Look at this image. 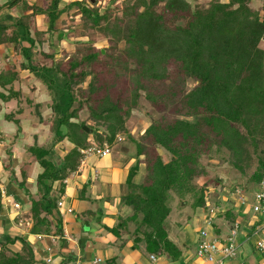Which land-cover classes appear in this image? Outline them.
<instances>
[{
    "label": "trees",
    "instance_id": "16d2710c",
    "mask_svg": "<svg viewBox=\"0 0 264 264\" xmlns=\"http://www.w3.org/2000/svg\"><path fill=\"white\" fill-rule=\"evenodd\" d=\"M62 1L6 0L2 4L17 15L9 24L0 22V44L9 42L20 52L21 67L30 70L49 92L54 115L55 139L50 146L27 147L42 168L36 177L38 196H29L28 216L34 224L49 228L46 216L58 206L64 179L78 169L83 158L80 149L89 146V135L112 145L118 134H127L136 162L128 170L121 203L131 212L118 221L117 231L131 236L133 248L144 243L149 254L178 261L184 248L169 236L171 202L173 195L180 197L178 216L187 204L183 199L187 194L194 196L190 209L206 207L207 185L198 183L206 175L203 156L226 150L238 170L256 164L251 173L255 186L262 179L264 13L250 5L252 0H120V9L111 0L102 11L92 8L97 0H87L89 6L84 0L61 5ZM37 16L45 20L43 29L33 26ZM76 16L79 37L73 40L77 45L72 53L63 52L61 58H56V50L37 53L36 45L43 41L52 48L55 42L72 41L69 32L76 27H71ZM93 35L102 36L107 45L94 46ZM41 59L48 62L39 63ZM17 76L15 69L0 72V88L13 94L0 91V98L21 99L20 92L13 91ZM188 80L193 85L185 90ZM141 97L160 115L145 112L148 123L137 138L129 135L126 124ZM84 109L96 126L86 125L90 133L83 129L84 121H78ZM22 111L19 107L15 113ZM15 113L6 118L20 129ZM102 126L105 132L100 136L97 127ZM65 138L73 146L57 155L56 161L53 147ZM159 148L169 155L167 161ZM140 163L145 172L136 183L133 177ZM21 174L17 186L30 194L26 172ZM55 182L58 196L53 193ZM231 211L226 209L222 218L233 219ZM107 230L116 235L114 227ZM12 240L5 236L0 241V264H27L21 254L7 253L6 244Z\"/></svg>",
    "mask_w": 264,
    "mask_h": 264
},
{
    "label": "crops",
    "instance_id": "0c3cea01",
    "mask_svg": "<svg viewBox=\"0 0 264 264\" xmlns=\"http://www.w3.org/2000/svg\"><path fill=\"white\" fill-rule=\"evenodd\" d=\"M5 1L0 0V22L9 24L17 14L15 10L2 7ZM11 51V48L0 51V57L2 54L12 55ZM19 56L21 57L20 54ZM17 77L22 83V75L18 73ZM36 98L34 102L44 105L49 96L46 92H37ZM20 105H17L15 98L8 101L0 98V241H5V236L13 239L6 244L7 253L21 254L22 262L27 264H150L144 243L133 248V240L126 231H120L118 236L107 230V227L111 228L117 223L119 217L131 212L129 206L121 204L119 196L121 186L127 178L129 168L135 164L136 157L129 156L133 160L124 159L129 154L124 152L129 146L124 147L121 143L113 147L123 155L119 153L117 157L110 150L108 155L101 158L93 155L86 157L78 169L64 179V191L58 198L63 205L57 206L46 216L49 228L42 223L34 224L33 219L28 216L31 208L29 197L17 183L23 179L21 172L25 171V184L30 193L28 195L33 198L38 196L36 177L42 168L27 151V147L41 142L40 133L45 130L46 124L44 121L40 122L41 117L35 116L37 122L29 121L30 126L26 129L27 124L23 122L26 119L22 112L15 113ZM10 113H15L13 117L19 120L20 129L6 118ZM143 174L144 164L140 163L133 181H140ZM57 187L58 182H55L53 193L58 196ZM14 203H18L19 207H15ZM235 206L231 211L235 218L233 226L228 225L225 233H221L219 227L220 231L218 229L217 233L206 225L209 238L225 239L236 229L235 242L238 244V251L233 258H229V264H264V253L255 250L248 243V235L253 228L251 221L239 222L236 215L241 216L244 213H241L237 203ZM68 208L72 211L69 212ZM201 224L206 222L201 221ZM213 224L216 223L213 221ZM188 226L190 230L195 228ZM203 227L196 232L198 239ZM188 233L191 232L186 233L187 245L183 244L184 240L181 245L182 249L188 248L187 253L183 250L181 259L174 262L161 258L162 264H209L205 259L196 262L190 260L193 253L189 251V245L193 237ZM229 259H225L224 263L227 264Z\"/></svg>",
    "mask_w": 264,
    "mask_h": 264
},
{
    "label": "rangeland",
    "instance_id": "374dc122",
    "mask_svg": "<svg viewBox=\"0 0 264 264\" xmlns=\"http://www.w3.org/2000/svg\"><path fill=\"white\" fill-rule=\"evenodd\" d=\"M67 0H63L61 2V5H63ZM85 4L87 6L90 5V3H88L87 0H84ZM110 3H112L111 0H97L96 4L94 5V7H92L95 11L99 10L102 11L103 7L106 5H109ZM118 9H120L121 7V2L120 0H116L115 4H114ZM253 8H259L260 9V15H262L264 13V2L261 0H252L251 4H250ZM74 22L71 24L72 26H76L80 20L79 17L76 16L73 18ZM35 28L38 29H43L45 27V20L42 19V16H37L35 18V22L33 25ZM73 32H69V39L72 40L70 42H68V40H62L61 42H59L58 44L55 42L54 47L52 48L51 46H49L47 41H43L42 44L36 45L35 50L37 51V53L41 50V51H53L56 50L57 54H56V58H61V54L63 52L67 53H72L75 48L77 43H75L73 40L75 39V37H79L78 35V29L77 26L74 28L72 27ZM82 41H86L87 37H81L79 38ZM90 39H92V42H94V46L96 47H104L107 45L106 41L102 39V36L99 35H93L92 37H90ZM80 44V43H79ZM56 45V46H55ZM260 45L262 47H264V37L260 42ZM0 51L3 52L4 50H7V48H11V53H13L12 55H6V54H2L0 57V72L6 71L8 69H15L18 73H20V75H22V83L18 81V77L17 80L14 81L13 83V91H15L14 93H16L17 91L20 92V96L21 99L17 100L23 109L22 114L24 115L23 118L26 119V121H23L24 123L27 124L26 129L29 123H31L32 121L35 123L37 122V119L35 118V116L37 117H41L40 122L44 121L45 122V132H47L45 134V132L43 131L41 134V142L40 143H35L38 146L42 145L43 147H47L50 146V144L54 141L55 137L53 134V131L51 129L52 127V122H53V113L52 110L49 106L50 102H51V98L49 95V92L45 89V87L43 86V84H41L40 82L37 81V78L33 75V73L30 70L27 69H23L20 65L21 60L23 59L22 56H19V51H15V49L13 48V45L9 42L5 43L4 46H0ZM87 50V49H86ZM88 51V50H87ZM66 53V54H67ZM39 55V54H38ZM10 56V57H9ZM9 57V59H7ZM38 62V61H37ZM48 61L46 60H40L39 63H46ZM90 62V61H89ZM16 82V83H15ZM19 82V83H18ZM192 80H188L187 84H186V88L185 90H189L192 84ZM40 88V89H39ZM1 93H5L6 96L8 95H13V94H9L8 90L5 89L3 90L2 88H0ZM37 92H46V94L49 96V98L47 99L46 104H42V103H38V102H34L35 99H37ZM15 96V95H14ZM27 97L30 98V102L27 101ZM8 101V100H7ZM14 101V100H13ZM15 102V101H14ZM13 103V102H12ZM45 103V102H44ZM140 105L139 108H135L132 109L131 114L128 118L127 121V128L129 131V135L130 136H134V137H139L141 131H143L144 127L147 125L148 123V117L145 114V112L148 111V113L152 114L155 117H158L160 114L156 111H153L150 107H149V103L143 98H140L139 101ZM9 104V103H7ZM16 103L14 104V107L16 108ZM18 105V104H17ZM13 107V109H15ZM12 109V110H13ZM14 115V114H13ZM31 121V122H29ZM73 121H77L76 119H73ZM78 121H84L85 125L87 126H92V127H96L94 124V122L89 118V114L88 112L84 109L80 112ZM98 131L100 132V136L103 135V132H105V128L102 127H97ZM104 129V130H103ZM33 131V130H32ZM102 133V134H101ZM127 134H118L116 136V142L112 145H109V148L112 152H114L115 154H117L116 156L118 157L120 152H117V149H115L113 146H116V144L118 143H125L124 147H128L125 152V154L128 152L129 154L133 153L134 150V146H132V143L128 141L127 139ZM30 137H32V135H30ZM96 135H89L88 141L90 142L89 145L91 143H94V145L98 144L100 145L101 143H99L96 139ZM124 138L123 140H120ZM96 142V143H95ZM72 143L69 142L68 139H63L60 142L55 143L53 149L56 151V155L54 156L55 160L57 161L59 159V157L57 155H63L64 152L68 150V147H72ZM48 148V147H47ZM117 152V153H116ZM159 152L162 155V158L164 161H167L169 159V155L163 150L159 148ZM58 153V154H57ZM9 154V153H8ZM121 154V153H120ZM125 155L126 157L124 159L128 160H133V157H129V156H133V154L131 155ZM10 155V154H9ZM123 155V153L121 154ZM95 156V155H93ZM93 160V158H92ZM201 162L204 165L205 171H206V175L204 177H201L198 180L199 184L205 183L207 185V195H206V207L202 210L200 208L195 209L194 211L192 209H190V203L193 201L194 196L191 194H187L183 199L186 200L185 205L182 206V213L180 216H178V212L176 210V205H178V201H180V197L173 195V202H171L172 204V208H173V213L171 215V217H169V236L170 238L177 243V245L179 247H181L182 245V240L183 244L187 245V240H186V233L188 231H190V237H193L192 240H190V245H189V251L191 253H193V255L190 256V260H192L193 262L196 261H204L203 257H200L196 254L197 251V246H198V237L196 236V232L199 231L200 227L206 225V224H201V221L206 222V214L210 213V210H214L216 212H214V216H213V220L214 223L212 226H208V228H211V230H216L217 233L220 231L221 229V233H225L227 231V229L229 228L228 225H232L235 222V218H231L230 222H225L223 220V218H221L220 216H222V214L224 213V211L226 209H230L232 210L233 207H236V203H237V207L239 208V210L241 211V213L243 212L244 215H236L237 218L239 219V222L241 223H246L248 220V223L250 221H253L254 217L251 213V206L254 203V189H255V181L252 180L251 178V173L253 172V170L256 167L255 163H251L250 165L246 166L245 168H243V170H238L232 163L230 160V155L226 150H219V151H214L213 153H211L209 156L206 157H202L201 158ZM144 164V163H143ZM23 169H26V167H22ZM144 172H145V165H144ZM144 175V174H143ZM264 176V173L262 175V177ZM128 188V185L126 183V179L123 183V185L121 186V194L119 196V198H122V195L125 193L126 189ZM244 195L245 197H247V200L244 204H241L240 202H238L239 197ZM27 196L29 197V195L27 194ZM122 204V203H121ZM233 212H231L232 214ZM220 215V216H219ZM124 217V216H123ZM122 220L121 217H119L118 221ZM117 221V223H118ZM116 223V224H117ZM114 225L113 227L115 228V233L119 236L120 235V231H117L116 226ZM190 227H194V229H189ZM251 225L253 226V223H251ZM220 227V229H219ZM219 229V231H218ZM215 231V232H216ZM189 237V235H188ZM200 240V237H199ZM255 236H249L248 237V243L255 249ZM188 250V248L184 249V252H186ZM259 251V250H257ZM261 253H264L262 251H259ZM187 253V252H186ZM231 259L227 260V264H229ZM235 261H237V259L234 258ZM163 263V262H162Z\"/></svg>",
    "mask_w": 264,
    "mask_h": 264
},
{
    "label": "built area",
    "instance_id": "2783aa9c",
    "mask_svg": "<svg viewBox=\"0 0 264 264\" xmlns=\"http://www.w3.org/2000/svg\"><path fill=\"white\" fill-rule=\"evenodd\" d=\"M123 139L124 138L120 140ZM80 151L83 154V158L80 161L79 166L83 160L90 155H95V157L100 158L108 155L110 153V148L107 142H103L101 145H94V143H91L88 147L80 149ZM238 200V202L244 204L247 200V197L242 195ZM57 204L58 206H62L63 202L59 200ZM14 206L18 208L19 204L14 203ZM67 210L69 212L72 211L71 208H68ZM214 212L216 211L212 209L210 210V213H207V226L212 225L213 216L215 214ZM251 213L254 217V220L251 221V223H253V228L249 232L248 237L255 236V248L264 252V176L254 189V203L251 206ZM206 225H204L198 234L200 240L198 239L196 254L200 257H203L209 264H225L224 260L233 258L238 251V244L235 242L236 229L231 231L228 237L220 240L218 238H209V231ZM148 258L150 264H162V259L155 254H149Z\"/></svg>",
    "mask_w": 264,
    "mask_h": 264
},
{
    "label": "water",
    "instance_id": "95a60500",
    "mask_svg": "<svg viewBox=\"0 0 264 264\" xmlns=\"http://www.w3.org/2000/svg\"><path fill=\"white\" fill-rule=\"evenodd\" d=\"M102 52H103V50H102ZM83 129L86 130L88 133H90V129L86 125L83 126Z\"/></svg>",
    "mask_w": 264,
    "mask_h": 264
}]
</instances>
